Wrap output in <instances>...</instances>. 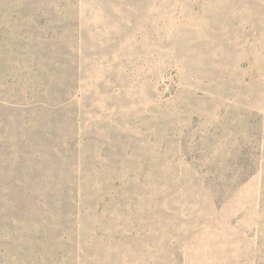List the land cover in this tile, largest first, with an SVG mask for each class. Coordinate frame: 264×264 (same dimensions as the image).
I'll return each instance as SVG.
<instances>
[{
  "label": "rangeland",
  "instance_id": "1",
  "mask_svg": "<svg viewBox=\"0 0 264 264\" xmlns=\"http://www.w3.org/2000/svg\"><path fill=\"white\" fill-rule=\"evenodd\" d=\"M0 264H264V0L0 9Z\"/></svg>",
  "mask_w": 264,
  "mask_h": 264
},
{
  "label": "trees",
  "instance_id": "2",
  "mask_svg": "<svg viewBox=\"0 0 264 264\" xmlns=\"http://www.w3.org/2000/svg\"><path fill=\"white\" fill-rule=\"evenodd\" d=\"M24 1L27 0H0V9L2 10V9L10 8L13 5L16 6L17 4H19V2L24 3Z\"/></svg>",
  "mask_w": 264,
  "mask_h": 264
}]
</instances>
